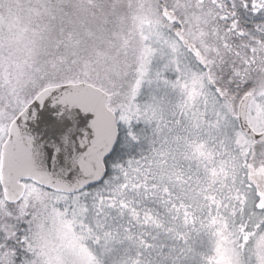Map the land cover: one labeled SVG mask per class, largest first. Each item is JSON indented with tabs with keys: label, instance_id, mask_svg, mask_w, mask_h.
Here are the masks:
<instances>
[{
	"label": "snow or ice",
	"instance_id": "1",
	"mask_svg": "<svg viewBox=\"0 0 264 264\" xmlns=\"http://www.w3.org/2000/svg\"><path fill=\"white\" fill-rule=\"evenodd\" d=\"M0 264H264V0H0Z\"/></svg>",
	"mask_w": 264,
	"mask_h": 264
}]
</instances>
